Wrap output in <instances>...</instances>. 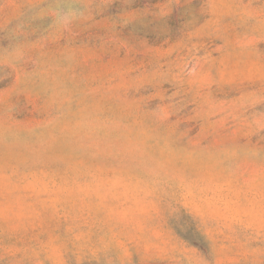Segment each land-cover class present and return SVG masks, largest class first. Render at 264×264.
<instances>
[{"label": "rangeland", "instance_id": "rangeland-1", "mask_svg": "<svg viewBox=\"0 0 264 264\" xmlns=\"http://www.w3.org/2000/svg\"><path fill=\"white\" fill-rule=\"evenodd\" d=\"M0 264H264V0H0Z\"/></svg>", "mask_w": 264, "mask_h": 264}]
</instances>
